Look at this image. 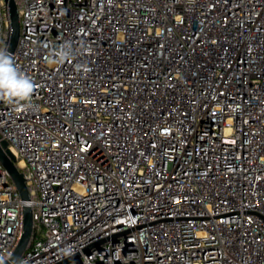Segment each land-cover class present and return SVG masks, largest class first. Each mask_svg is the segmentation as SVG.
Returning a JSON list of instances; mask_svg holds the SVG:
<instances>
[{
	"label": "built area",
	"instance_id": "1",
	"mask_svg": "<svg viewBox=\"0 0 264 264\" xmlns=\"http://www.w3.org/2000/svg\"><path fill=\"white\" fill-rule=\"evenodd\" d=\"M16 2L34 92L0 141L30 200L0 161V263L30 204L14 264H264V0Z\"/></svg>",
	"mask_w": 264,
	"mask_h": 264
},
{
	"label": "water",
	"instance_id": "2",
	"mask_svg": "<svg viewBox=\"0 0 264 264\" xmlns=\"http://www.w3.org/2000/svg\"><path fill=\"white\" fill-rule=\"evenodd\" d=\"M10 11V20H11V34L10 38L7 41V45L4 50L12 53L17 45L19 34H20V16L18 11V6L16 0H5ZM0 161L6 167L11 178L17 186V189L20 193V196L23 200H30L29 189L26 184V179L24 173L19 170L15 161V155L8 149L7 141H0ZM34 229V219H33V208L30 204H25L23 206V225H22V233L20 239L13 249V251L8 255V257L1 262L0 264H14L21 254L25 251ZM104 240H101V243ZM98 243V245H99ZM97 245V244H96ZM93 245L87 246L84 251H89ZM80 254L76 253L70 257H67L61 262L56 264H67L72 260H79Z\"/></svg>",
	"mask_w": 264,
	"mask_h": 264
},
{
	"label": "clouds",
	"instance_id": "3",
	"mask_svg": "<svg viewBox=\"0 0 264 264\" xmlns=\"http://www.w3.org/2000/svg\"><path fill=\"white\" fill-rule=\"evenodd\" d=\"M57 55L64 60L68 52L61 49ZM33 92L32 79L20 71L10 52L0 49V101L24 108L30 104Z\"/></svg>",
	"mask_w": 264,
	"mask_h": 264
},
{
	"label": "rangeland",
	"instance_id": "4",
	"mask_svg": "<svg viewBox=\"0 0 264 264\" xmlns=\"http://www.w3.org/2000/svg\"><path fill=\"white\" fill-rule=\"evenodd\" d=\"M18 5L21 6L22 5V2L21 0H18Z\"/></svg>",
	"mask_w": 264,
	"mask_h": 264
}]
</instances>
